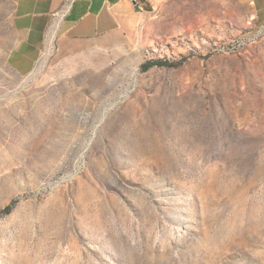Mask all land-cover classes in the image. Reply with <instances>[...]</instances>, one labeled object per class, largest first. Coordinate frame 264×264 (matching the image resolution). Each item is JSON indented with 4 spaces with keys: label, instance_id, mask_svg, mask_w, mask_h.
I'll list each match as a JSON object with an SVG mask.
<instances>
[{
    "label": "rangeland",
    "instance_id": "obj_1",
    "mask_svg": "<svg viewBox=\"0 0 264 264\" xmlns=\"http://www.w3.org/2000/svg\"><path fill=\"white\" fill-rule=\"evenodd\" d=\"M17 2L0 0V264H264V0H170L108 51L59 48L66 3L27 77L7 57ZM157 61L182 64L142 70Z\"/></svg>",
    "mask_w": 264,
    "mask_h": 264
},
{
    "label": "crops",
    "instance_id": "obj_2",
    "mask_svg": "<svg viewBox=\"0 0 264 264\" xmlns=\"http://www.w3.org/2000/svg\"><path fill=\"white\" fill-rule=\"evenodd\" d=\"M170 0H18L14 15V38L8 52L11 68L29 76L47 45L51 17L67 3L59 31L58 45L66 51L74 43L100 39L101 51L115 46L126 22L137 11L151 12ZM55 14V15H54ZM50 25V26H49Z\"/></svg>",
    "mask_w": 264,
    "mask_h": 264
},
{
    "label": "trees",
    "instance_id": "obj_3",
    "mask_svg": "<svg viewBox=\"0 0 264 264\" xmlns=\"http://www.w3.org/2000/svg\"><path fill=\"white\" fill-rule=\"evenodd\" d=\"M150 11H152V10H150ZM181 64H182V62H178V64H174V65L171 64V63H169V62H164V61L148 62V63H146V64H144V65L142 66V70H143V71H147V70H149V69H150L151 67H153V66H161V67H177V66H179V65H181ZM11 209H12L11 206L7 207V208L5 209V212H4V213H6V214L10 213Z\"/></svg>",
    "mask_w": 264,
    "mask_h": 264
},
{
    "label": "bare ground",
    "instance_id": "obj_4",
    "mask_svg": "<svg viewBox=\"0 0 264 264\" xmlns=\"http://www.w3.org/2000/svg\"><path fill=\"white\" fill-rule=\"evenodd\" d=\"M252 3V2H251ZM253 5V3H252ZM61 17L62 15H57L54 20H53V23H52V26L50 27V32H49V42L51 41V38H53L54 35H56L58 29H59V26H60V22H61ZM254 19H256V17H254ZM48 39V38H47ZM51 45V44H50ZM48 47V45H46ZM49 52V51H48Z\"/></svg>",
    "mask_w": 264,
    "mask_h": 264
}]
</instances>
